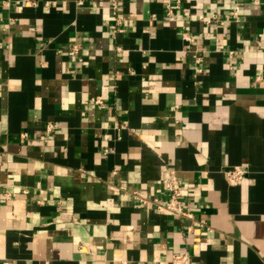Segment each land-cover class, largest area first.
Listing matches in <instances>:
<instances>
[{
    "label": "crops",
    "instance_id": "1",
    "mask_svg": "<svg viewBox=\"0 0 264 264\" xmlns=\"http://www.w3.org/2000/svg\"><path fill=\"white\" fill-rule=\"evenodd\" d=\"M182 252L264 264V0H0V264Z\"/></svg>",
    "mask_w": 264,
    "mask_h": 264
},
{
    "label": "built area",
    "instance_id": "2",
    "mask_svg": "<svg viewBox=\"0 0 264 264\" xmlns=\"http://www.w3.org/2000/svg\"><path fill=\"white\" fill-rule=\"evenodd\" d=\"M168 13L173 14L174 9L172 5H168ZM177 8H180L179 6ZM183 12L185 15H189V10L187 8H183ZM239 10L236 9L231 12V16L234 19H238ZM201 19L205 21H209L204 17V15L200 16ZM117 30H122L118 28ZM184 38L188 41H192L193 37L189 33H184ZM72 52L77 54L78 53V45H72L71 47ZM200 60V59H198ZM92 102L98 106H104V101L102 97H96L92 99ZM56 128V125L53 123H49L47 125V131L53 132ZM248 174V168L246 165H239L228 169L225 171V177L230 185H239L242 183L245 176ZM161 182L164 185V188L167 193L166 199H161L159 197L148 198L143 197L139 192L132 191L131 194L137 200H140L144 204H149L159 211H166L172 215L177 216H192L191 213L187 212L184 207L183 203V183L180 177L177 175L176 170L169 166H165L163 172L161 174ZM125 190V189H124ZM128 192V191H127ZM9 197V193L4 194ZM152 264H163L162 261L156 259L153 261ZM170 264H194L192 256L188 252L176 253L173 255L172 259L170 260Z\"/></svg>",
    "mask_w": 264,
    "mask_h": 264
}]
</instances>
